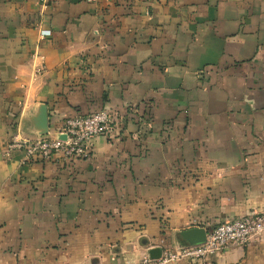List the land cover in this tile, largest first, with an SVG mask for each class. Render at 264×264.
I'll list each match as a JSON object with an SVG mask.
<instances>
[{"label": "crops", "instance_id": "1", "mask_svg": "<svg viewBox=\"0 0 264 264\" xmlns=\"http://www.w3.org/2000/svg\"><path fill=\"white\" fill-rule=\"evenodd\" d=\"M100 111L89 159L8 150ZM262 211L264 0H0V264H138Z\"/></svg>", "mask_w": 264, "mask_h": 264}, {"label": "built area", "instance_id": "2", "mask_svg": "<svg viewBox=\"0 0 264 264\" xmlns=\"http://www.w3.org/2000/svg\"><path fill=\"white\" fill-rule=\"evenodd\" d=\"M50 35L42 31L41 36ZM117 115L109 111H100L86 116H76L65 121L62 130L56 135L50 134L34 141H14L8 150L22 149L29 160L41 159L51 161L63 159H89L91 142L94 138L107 135L116 128ZM64 136L65 139L60 137ZM264 236V211L244 215L227 221L209 231L203 244L191 247H180L175 250L162 249L158 259L149 255L138 264H171L184 259L206 261L208 257L236 247H246Z\"/></svg>", "mask_w": 264, "mask_h": 264}, {"label": "water", "instance_id": "3", "mask_svg": "<svg viewBox=\"0 0 264 264\" xmlns=\"http://www.w3.org/2000/svg\"><path fill=\"white\" fill-rule=\"evenodd\" d=\"M49 129L47 128L46 131H44L42 136L48 135ZM61 139H65L64 136L60 137ZM209 231L205 228H192L185 231L180 232L178 237V243L180 247H191L196 246L199 244H203L207 240ZM162 254L161 248H155L150 251V257L152 259H158L160 258Z\"/></svg>", "mask_w": 264, "mask_h": 264}]
</instances>
